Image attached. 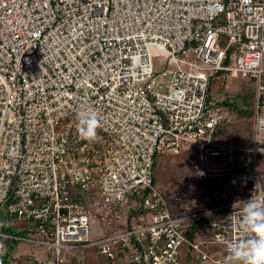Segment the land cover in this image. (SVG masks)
Returning a JSON list of instances; mask_svg holds the SVG:
<instances>
[{"label":"built area","instance_id":"2783aa9c","mask_svg":"<svg viewBox=\"0 0 264 264\" xmlns=\"http://www.w3.org/2000/svg\"><path fill=\"white\" fill-rule=\"evenodd\" d=\"M229 78L255 80L252 145L220 139ZM262 109L264 0H0V211L28 233L0 218V241L43 248L19 264L91 247L117 264H229L252 235L245 201L264 203ZM192 150L219 194L208 208L155 182L159 156Z\"/></svg>","mask_w":264,"mask_h":264},{"label":"rangeland","instance_id":"374dc122","mask_svg":"<svg viewBox=\"0 0 264 264\" xmlns=\"http://www.w3.org/2000/svg\"><path fill=\"white\" fill-rule=\"evenodd\" d=\"M152 57L157 70H162L166 65V55L163 52L153 50ZM218 87V88H217ZM221 97L228 96L229 99L236 100L239 105L242 104L243 95L250 90L255 92V85L243 78L224 80L218 82L216 86ZM256 110V104L254 106ZM261 116L264 118V109L261 110ZM220 133L222 141L234 142L239 144L252 145V136L254 133V122L248 116L241 115L236 109H230L227 122ZM195 152L187 151L179 155H162L157 158L155 174L158 186L169 196H174L183 202L184 206L193 201L197 209L208 208L210 202L219 197L214 191L213 181L199 182L194 178L191 164L195 160ZM0 218L6 220L5 229L8 232L28 235L24 229L19 228L23 222L15 218L6 216L4 211H0ZM24 224V223H23ZM33 236V235H32ZM200 238L203 234L199 235ZM211 248V246H210ZM0 261L2 264H19L15 258L23 254L40 255L43 248L31 243H23L12 240L0 241ZM3 252L7 253L3 255ZM71 262L67 264H117L114 259L107 258L101 254L96 247L81 248L72 253L66 254ZM14 259V260H13ZM122 264H125L122 262Z\"/></svg>","mask_w":264,"mask_h":264},{"label":"clouds","instance_id":"9594fccd","mask_svg":"<svg viewBox=\"0 0 264 264\" xmlns=\"http://www.w3.org/2000/svg\"><path fill=\"white\" fill-rule=\"evenodd\" d=\"M242 227L252 235L228 245L229 264H264V203L252 198L245 201Z\"/></svg>","mask_w":264,"mask_h":264},{"label":"trees","instance_id":"16d2710c","mask_svg":"<svg viewBox=\"0 0 264 264\" xmlns=\"http://www.w3.org/2000/svg\"><path fill=\"white\" fill-rule=\"evenodd\" d=\"M246 80H248L249 82H252L255 85V80L254 79L247 78ZM243 100L244 101L242 102V104L239 105L237 102H235L236 100L229 99L228 96H226V99L224 100V103L230 109L232 108V109H236L237 111H239V113L241 115L250 117L251 121L253 122L254 114H255L254 106H255L256 100H257L256 88H255V92L249 89V91L243 95ZM226 122H227V120L223 123L222 126H220V133H222L221 131L223 130ZM192 165H193V163L191 164V167H192ZM155 182L157 183L156 178H155ZM213 188H215L214 184H213ZM171 202L173 204H175V206L181 204V202H179L178 200H171ZM196 223H198V221ZM197 228H198V225L195 224L193 226L192 230H195ZM0 264H2L1 261H0Z\"/></svg>","mask_w":264,"mask_h":264},{"label":"crops","instance_id":"0c3cea01","mask_svg":"<svg viewBox=\"0 0 264 264\" xmlns=\"http://www.w3.org/2000/svg\"><path fill=\"white\" fill-rule=\"evenodd\" d=\"M23 225H24V224L22 223V225H21V226H19V228H22V227H23ZM183 260L185 261V259H183Z\"/></svg>","mask_w":264,"mask_h":264}]
</instances>
